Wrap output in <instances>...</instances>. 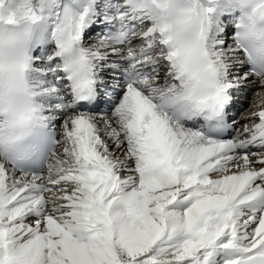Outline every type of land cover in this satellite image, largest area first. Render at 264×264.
<instances>
[{
    "label": "snow or ice",
    "instance_id": "6c2138e0",
    "mask_svg": "<svg viewBox=\"0 0 264 264\" xmlns=\"http://www.w3.org/2000/svg\"><path fill=\"white\" fill-rule=\"evenodd\" d=\"M234 2L189 9L215 81L197 104L165 0H38L33 122L0 148V264H264V42Z\"/></svg>",
    "mask_w": 264,
    "mask_h": 264
},
{
    "label": "clouds",
    "instance_id": "9594fccd",
    "mask_svg": "<svg viewBox=\"0 0 264 264\" xmlns=\"http://www.w3.org/2000/svg\"><path fill=\"white\" fill-rule=\"evenodd\" d=\"M169 14L165 21L179 55L176 58L185 75V88L193 90L197 104L211 102L215 81L202 54L195 49L198 30L189 9L201 6L199 0H165ZM240 31L252 33L256 43L264 42V0H235L228 5ZM42 27L38 0H2L0 2V148L22 142L33 122V98L26 81L27 53L39 28ZM61 51L79 90L88 87L89 68L78 46L67 35L60 36ZM191 46L190 56L184 49Z\"/></svg>",
    "mask_w": 264,
    "mask_h": 264
},
{
    "label": "rangeland",
    "instance_id": "374dc122",
    "mask_svg": "<svg viewBox=\"0 0 264 264\" xmlns=\"http://www.w3.org/2000/svg\"><path fill=\"white\" fill-rule=\"evenodd\" d=\"M250 102H251V99H249V103H247L248 105H246L247 106L246 110H249L248 106H249Z\"/></svg>",
    "mask_w": 264,
    "mask_h": 264
},
{
    "label": "bare ground",
    "instance_id": "6f19581e",
    "mask_svg": "<svg viewBox=\"0 0 264 264\" xmlns=\"http://www.w3.org/2000/svg\"><path fill=\"white\" fill-rule=\"evenodd\" d=\"M251 99V98H250Z\"/></svg>",
    "mask_w": 264,
    "mask_h": 264
}]
</instances>
